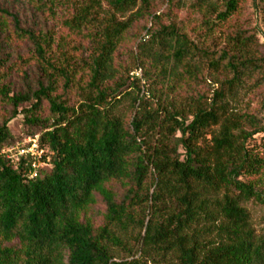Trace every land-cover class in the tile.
<instances>
[{"label": "trees", "instance_id": "1", "mask_svg": "<svg viewBox=\"0 0 264 264\" xmlns=\"http://www.w3.org/2000/svg\"><path fill=\"white\" fill-rule=\"evenodd\" d=\"M32 1L65 11L66 34L22 28L0 5L31 47L13 63L20 90L0 48V264H264L246 209L264 197V140L251 145L264 126L228 104L254 67L256 41L232 23L247 0L191 4L200 47L169 20L176 0ZM251 6L264 38V0ZM22 138L46 166L33 179L28 158L8 157Z\"/></svg>", "mask_w": 264, "mask_h": 264}, {"label": "rangeland", "instance_id": "2", "mask_svg": "<svg viewBox=\"0 0 264 264\" xmlns=\"http://www.w3.org/2000/svg\"><path fill=\"white\" fill-rule=\"evenodd\" d=\"M178 2V9L171 10V16L169 20L174 21L180 31L193 42L197 47L203 44L205 39V24L204 12L200 10L190 9L189 6L196 0H176ZM217 0H206L205 5H215ZM0 5L3 9L15 15L22 28L33 29L37 31H53L54 35L59 36L61 31L66 34V31L60 27L59 21L65 16L66 12L60 9H55V13H49L45 10L41 11L39 6L32 0H0ZM104 5L105 10H110L109 6ZM140 2L138 1L135 8L131 11L124 13L122 16L117 15L118 20H126L130 15L134 14ZM218 9V8H217ZM166 10V5L161 6L158 12ZM203 19V20H202ZM136 28L146 25L150 26L145 20H135ZM164 24L169 22L164 18L162 20ZM237 22V26L246 33L247 36H251L256 41L249 47V58L254 61L252 68H248L247 75L244 78L243 83L236 88L234 96L228 101L229 107L236 113H249L256 115L264 126V63L260 62L261 58H264V38L258 28L257 14L252 9L251 0H247L243 8L237 14V19H234L232 23ZM14 24L11 19H4L0 16V48L6 52V58H8V67L11 71V76L8 81L14 86L16 90L22 89V80L20 72L17 71L16 66L13 64L19 58H25L31 52L30 44L25 40L17 39L14 35ZM219 26H214L211 29V37L214 39L219 36L221 31ZM74 42L78 41V38H74ZM256 49V50H255ZM135 50V46H133ZM139 72L137 75L139 76ZM30 80L34 84L37 74L30 68ZM208 83V82H207ZM199 89L205 88L204 84H199ZM119 115L125 116L128 112V102L123 101L118 109ZM21 117H17L10 124V130L14 134H19V122ZM24 138L21 139V144ZM264 140V132L256 135L252 140L251 145H259L260 141ZM39 168H45L44 164H39ZM264 195V192H263ZM246 209L250 218V223L253 231L257 237L264 238V197L262 202L252 201L246 205ZM116 256L125 258V254L116 250Z\"/></svg>", "mask_w": 264, "mask_h": 264}, {"label": "built area", "instance_id": "3", "mask_svg": "<svg viewBox=\"0 0 264 264\" xmlns=\"http://www.w3.org/2000/svg\"><path fill=\"white\" fill-rule=\"evenodd\" d=\"M9 159L14 163H18L21 157L29 159L31 170L28 177L33 179L36 175V169H38V158L41 155V151L38 150L37 140L31 138H24L21 144H17L15 147L10 149Z\"/></svg>", "mask_w": 264, "mask_h": 264}]
</instances>
